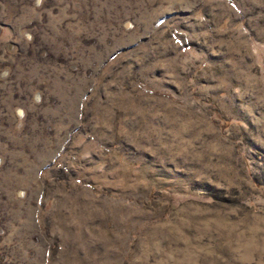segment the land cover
I'll use <instances>...</instances> for the list:
<instances>
[{
  "label": "rangeland",
  "instance_id": "1",
  "mask_svg": "<svg viewBox=\"0 0 264 264\" xmlns=\"http://www.w3.org/2000/svg\"><path fill=\"white\" fill-rule=\"evenodd\" d=\"M0 264H264V0H0Z\"/></svg>",
  "mask_w": 264,
  "mask_h": 264
}]
</instances>
